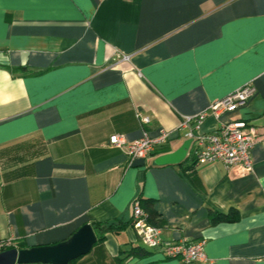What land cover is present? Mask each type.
<instances>
[{"label":"crops","instance_id":"1","mask_svg":"<svg viewBox=\"0 0 264 264\" xmlns=\"http://www.w3.org/2000/svg\"><path fill=\"white\" fill-rule=\"evenodd\" d=\"M246 84L244 105L200 127L255 125L252 173L191 165V147L154 163L187 139L185 116ZM162 132L145 158L108 141ZM137 198L162 241H204L194 264H264V0H0V239L51 244L122 221L72 264H182L135 250ZM230 210L236 220L211 223Z\"/></svg>","mask_w":264,"mask_h":264},{"label":"built area","instance_id":"2","mask_svg":"<svg viewBox=\"0 0 264 264\" xmlns=\"http://www.w3.org/2000/svg\"><path fill=\"white\" fill-rule=\"evenodd\" d=\"M123 60H127V56ZM254 92L255 87L246 84L213 101L207 110L183 118L179 125L188 126L186 137L192 140L189 148L191 147L196 163L221 162L239 175L253 172L251 150L262 138L255 125L241 118L223 121L217 129L211 131H202L200 125L209 114L218 119L222 114L244 105ZM141 120L149 121L148 117ZM166 138L167 133L162 132L155 137L144 134L128 141L123 134L114 133L109 136L108 141L110 145L124 151L130 159H135L148 156ZM132 219V226L146 248L158 250L165 258L180 259L182 264H194L205 259L202 240L162 241L158 236V228L148 221V214L142 209L138 198L132 203ZM10 248H18L17 242L11 237L1 238L0 252Z\"/></svg>","mask_w":264,"mask_h":264},{"label":"water","instance_id":"3","mask_svg":"<svg viewBox=\"0 0 264 264\" xmlns=\"http://www.w3.org/2000/svg\"><path fill=\"white\" fill-rule=\"evenodd\" d=\"M191 141V138H187L177 149L158 155L154 163H180L186 157ZM96 241L97 237L92 225L85 223L62 241L1 251L0 264H69L73 259L90 252Z\"/></svg>","mask_w":264,"mask_h":264},{"label":"trees","instance_id":"4","mask_svg":"<svg viewBox=\"0 0 264 264\" xmlns=\"http://www.w3.org/2000/svg\"><path fill=\"white\" fill-rule=\"evenodd\" d=\"M190 155H191V153L188 154V156L186 157V160H189V161L191 160V165H193V164L196 163V161H193L194 160V156H192V155L190 156ZM138 200L140 202V205H141L142 209L145 212H147V214H148V221L150 223H152L153 219L155 218V213L151 209L150 202H141L140 198H138ZM237 218H238V215L236 213H234V211H231V210L227 214H222V213H218V212H215V211L210 213V221L213 224H215L217 222H220V221H234ZM130 224L131 225L133 224L132 217H131V220H130ZM91 225H92L93 230L96 232L97 242H99V241H103L106 232H108V231H118L119 229L125 227L126 222H122V221H116V222L115 221H104V222L93 221L91 223ZM135 250L137 252L143 251L144 254H146L148 252L147 248L145 246H143V245L142 246H137ZM77 260H78V258L73 259L69 264L75 263Z\"/></svg>","mask_w":264,"mask_h":264}]
</instances>
